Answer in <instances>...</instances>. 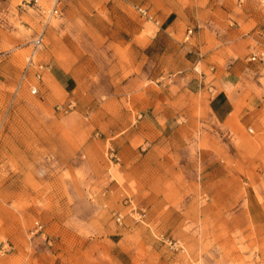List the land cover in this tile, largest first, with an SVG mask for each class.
Returning <instances> with one entry per match:
<instances>
[{"label":"rangeland","instance_id":"rangeland-1","mask_svg":"<svg viewBox=\"0 0 264 264\" xmlns=\"http://www.w3.org/2000/svg\"><path fill=\"white\" fill-rule=\"evenodd\" d=\"M114 2L0 0V264H117L121 247L125 264H264V63L249 60L264 41L243 40L250 0ZM175 21L178 43L164 31ZM200 29L228 37L230 60L221 50L197 78L178 63ZM239 62L238 110L220 122L216 91H199ZM159 93L179 117L167 130L140 115Z\"/></svg>","mask_w":264,"mask_h":264},{"label":"crops","instance_id":"crops-1","mask_svg":"<svg viewBox=\"0 0 264 264\" xmlns=\"http://www.w3.org/2000/svg\"><path fill=\"white\" fill-rule=\"evenodd\" d=\"M117 11L123 6V2L133 3V0H114ZM251 5L245 7L244 16L249 17V20L246 24H250L251 20L255 21L254 28L256 31L248 36L243 38L244 41L252 38H256L258 40L264 41V0H250ZM168 17L164 19L166 21ZM247 20V19H246ZM178 22L175 21L172 25H168V27L164 30L168 37L178 43L176 39V35L179 34L177 31L175 34L176 24ZM205 30L200 29L197 34L193 37V41L190 43L181 42L180 46L182 47L181 53L182 57L180 58V62L178 63V68L180 70L191 71L190 75L192 77H199V73L196 70L197 65L206 62L207 65H210V61L214 56L219 55V52H222L223 60L228 63L230 60V56L224 52L225 45L228 43V37H223L222 39H207L205 35ZM163 35L161 32L156 33L150 41L144 46V49H152L158 45L162 39ZM217 41H220L223 46L222 48L218 45ZM218 45V46H217ZM206 50V54L203 57V50ZM191 53L188 55V53ZM170 54L168 53V49L165 48L163 50L159 49L158 59L162 61L164 58L167 60L170 58ZM248 67L247 63L239 62L234 64L229 71L223 72L220 75L216 76L213 85L206 84L204 88H202L199 93L205 94L209 93L212 89L216 91V94L210 97L207 101V108L211 111L213 116L220 122H226L230 119L233 114L238 110L237 103L235 102L236 93L238 90V86L242 83V81L247 78V72L244 68ZM250 66V65H249ZM167 65H162L160 68V74L164 73L167 69ZM252 68V65L250 66ZM212 68H216L217 73L220 70V65L216 67L212 66ZM47 69L54 80L64 89L70 90L72 89V85L75 82V78L70 71L61 66L58 62L50 63L47 65ZM207 80V76L204 77V81ZM213 86V87H212ZM198 92V91H197ZM168 95L159 93L154 98H149L148 101L141 104L140 109L143 113L142 123L151 124L154 126H160L162 130H167L176 124V119L179 120V117L176 114V108L168 102ZM247 103L252 108H257L260 105L259 99L253 95L250 98L246 99ZM141 123V121H140ZM122 241L118 242L119 245ZM122 256L124 259L131 256V253L125 248L121 247L120 250L114 255L115 262L117 264H125L120 263L119 257Z\"/></svg>","mask_w":264,"mask_h":264},{"label":"built area","instance_id":"built-area-1","mask_svg":"<svg viewBox=\"0 0 264 264\" xmlns=\"http://www.w3.org/2000/svg\"><path fill=\"white\" fill-rule=\"evenodd\" d=\"M55 12H58V10H56ZM189 35H191L193 33V30L190 29L189 30ZM44 45V34L43 32L40 33L33 41H32V46H33V54L39 49L41 48L42 46ZM31 56L30 60H29V63H30V66H32L34 64V60H33V55ZM249 60L250 61H259V62H262L264 63V45L263 44H258L256 46L253 47V50L251 51L250 53V56H249ZM47 68V66H46ZM43 69V65L40 66V70ZM42 75V72L39 71L38 74H37V77L40 78ZM32 92L35 94V93H38L39 92V89L37 87H34L32 89ZM140 216H143V215H140ZM118 221L121 220V216H119L117 218ZM42 225H39L38 226V231L42 229Z\"/></svg>","mask_w":264,"mask_h":264}]
</instances>
